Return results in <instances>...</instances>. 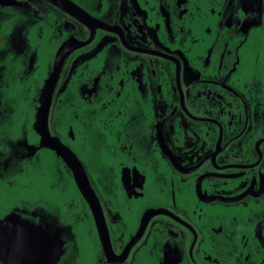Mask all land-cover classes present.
Here are the masks:
<instances>
[{
    "label": "flooded vegetation",
    "instance_id": "obj_1",
    "mask_svg": "<svg viewBox=\"0 0 264 264\" xmlns=\"http://www.w3.org/2000/svg\"><path fill=\"white\" fill-rule=\"evenodd\" d=\"M20 217L27 264H264V0H0Z\"/></svg>",
    "mask_w": 264,
    "mask_h": 264
},
{
    "label": "water",
    "instance_id": "obj_2",
    "mask_svg": "<svg viewBox=\"0 0 264 264\" xmlns=\"http://www.w3.org/2000/svg\"><path fill=\"white\" fill-rule=\"evenodd\" d=\"M22 220L20 218H8L6 220H0V250L1 253L6 255L5 261L7 264H27L29 258H25L26 255L20 257L19 254H27L28 247L33 244L31 241L30 245L26 242L25 226H22ZM37 242L38 235H35ZM64 247H66L64 245ZM66 254V251L64 252ZM13 256V257H10Z\"/></svg>",
    "mask_w": 264,
    "mask_h": 264
}]
</instances>
